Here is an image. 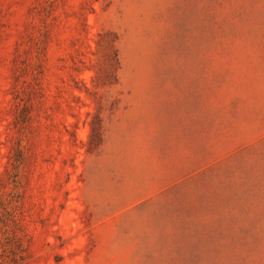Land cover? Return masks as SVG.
Here are the masks:
<instances>
[{
	"label": "rangeland",
	"instance_id": "rangeland-1",
	"mask_svg": "<svg viewBox=\"0 0 264 264\" xmlns=\"http://www.w3.org/2000/svg\"><path fill=\"white\" fill-rule=\"evenodd\" d=\"M31 24L53 33L27 131L25 264H264V0H0V178ZM106 32L118 83L73 90L76 75L92 88L73 68Z\"/></svg>",
	"mask_w": 264,
	"mask_h": 264
},
{
	"label": "trees",
	"instance_id": "trees-1",
	"mask_svg": "<svg viewBox=\"0 0 264 264\" xmlns=\"http://www.w3.org/2000/svg\"><path fill=\"white\" fill-rule=\"evenodd\" d=\"M31 25L28 49L24 50L25 57L18 50L15 59L13 108H22L13 123L17 130L20 129L21 134L12 138L14 142L9 162L0 178V264H25L31 243L26 223V189L23 180L24 167L28 160L27 131L33 118L36 96L44 91L41 80L45 72V51L53 33L49 24H43L40 28L37 24ZM93 41L95 48L85 42L89 51L87 60L79 59L73 68L74 73H94L90 77L92 88L78 79L76 74L73 77L75 85L67 84L73 90L85 91L90 96L95 95L100 88L117 84L120 70L119 51L113 34L100 33ZM74 97L78 98L75 95ZM89 124L90 140L93 136L98 139L102 134L98 115Z\"/></svg>",
	"mask_w": 264,
	"mask_h": 264
}]
</instances>
